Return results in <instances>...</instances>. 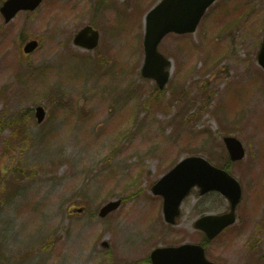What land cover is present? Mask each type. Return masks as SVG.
Segmentation results:
<instances>
[{"label": "rangeland", "instance_id": "1", "mask_svg": "<svg viewBox=\"0 0 264 264\" xmlns=\"http://www.w3.org/2000/svg\"><path fill=\"white\" fill-rule=\"evenodd\" d=\"M155 2L123 0L121 8L103 4L98 18L105 23L102 13L109 14V24L119 28H111L95 51L75 46L72 38L92 22L96 0H46L8 23L0 15V264H18V258L22 264H104L109 259L133 264L154 247L188 240L181 239L178 227L185 229L200 213L226 209L227 201L218 193L197 196L194 191L181 205L178 224L167 226L161 199L153 197L148 184L188 154L223 162L226 132L241 135L245 146V157L230 170L242 184L244 199L235 225L209 245L208 254L220 264H240L233 248L240 239L260 240L264 248V121L258 116L264 117V89L259 95L251 83H240L258 73L256 81L264 85L256 61L264 37V0H217L195 32L167 35L160 50L172 59V71L161 93L151 80L136 78L142 49L135 45L125 11L138 6L140 20V10ZM29 37L40 45L23 56L21 46ZM78 51L93 52L89 71L78 67ZM227 80L238 85L222 94ZM234 87L244 97L233 93ZM227 96L230 118L239 105L247 106L245 120L254 130L242 135L222 115H210ZM37 104L47 110L41 123L31 114ZM15 126L24 132L14 131ZM118 197L124 201L115 212L97 215L102 204ZM246 206L247 231L223 248Z\"/></svg>", "mask_w": 264, "mask_h": 264}, {"label": "water", "instance_id": "2", "mask_svg": "<svg viewBox=\"0 0 264 264\" xmlns=\"http://www.w3.org/2000/svg\"><path fill=\"white\" fill-rule=\"evenodd\" d=\"M171 0H163L156 8L161 9V7H165V4L170 3ZM213 0H191V3L188 4V14L184 20H182L180 28H177L180 31H187L192 30L199 16L203 13L205 7ZM183 3H188V0H181ZM179 3L172 4L167 7V10H171L172 6L178 7ZM30 7L29 5H18L14 3V0L8 1L4 7L1 9L6 19H9L17 9L22 7ZM156 11L150 12L148 14V29L146 32V39H145V61L148 62L149 65L156 64V62L160 64L168 63L163 56H161L156 50V44L159 38L170 29H176L172 26H168V21L166 18L169 17L167 12L160 13L154 23L155 27L153 28V24L151 23V16L153 14L156 15ZM88 31V28H84L80 33L77 34L75 37L76 43H81L85 46L91 47L96 43V34L92 32L91 38L89 41H85L80 38L81 35H84ZM36 46V43L29 42L25 45L24 50L30 51ZM258 60L261 65L264 67V38L259 50ZM144 74H149V68L145 67ZM151 76H154L159 86H162L167 80V73L165 71L159 70L154 74L153 72L150 73ZM42 117L41 110L39 111ZM39 117V119L41 118ZM230 150L232 151V157L237 158L243 155L241 143L239 140L235 139H226ZM205 181L210 182V186L205 185V189L209 188H217L226 196L230 197L231 201V211L228 215L222 216H211L206 215V217H202L196 222V225L202 227V223L206 219H210L215 225L213 226V230L210 233V236L218 232V230L224 226L225 224L229 223V220L233 219V209L236 202L239 200L240 197V186L237 182L224 171L214 168L208 163L205 159L200 157H193L187 158L182 160L177 166H175L171 172L167 173L165 177H163L156 185L153 187L154 190L158 193H162L164 200V214L165 219L171 223H174V216L179 213L177 209L178 204L184 198V195L190 190L194 183H197L198 186L203 187ZM204 189V190H205ZM203 190V188H202ZM116 206L115 203L110 202L105 205L102 210L101 214H104L107 210L111 209L112 207ZM228 217L230 219H228ZM228 219V220H227ZM210 223V226L213 225ZM152 263L154 264H186L188 261L190 264H214L209 262L204 257V251L200 245H193V244H183L180 246L175 247H164V248H157L153 250L151 253Z\"/></svg>", "mask_w": 264, "mask_h": 264}, {"label": "flooded vegetation", "instance_id": "3", "mask_svg": "<svg viewBox=\"0 0 264 264\" xmlns=\"http://www.w3.org/2000/svg\"><path fill=\"white\" fill-rule=\"evenodd\" d=\"M246 224H247V221H244V222L240 223V225L237 227L238 229L236 230V232L234 233V235L233 236L230 235L226 240H224L222 242L223 248L228 247L230 241H233V240L238 239V237L240 236V234H242L243 231L245 230V225ZM241 240L242 239L239 240V243L238 244L242 243ZM243 248L244 247H243V244H242L241 251L238 252V253H236L237 254V257L239 258V261L241 262V259L243 261L252 260L251 258H253V255H251L250 253H246L245 254ZM225 261L228 262L227 259Z\"/></svg>", "mask_w": 264, "mask_h": 264}]
</instances>
